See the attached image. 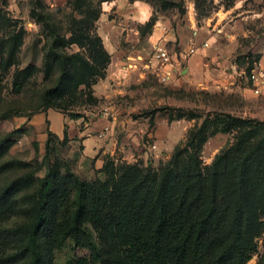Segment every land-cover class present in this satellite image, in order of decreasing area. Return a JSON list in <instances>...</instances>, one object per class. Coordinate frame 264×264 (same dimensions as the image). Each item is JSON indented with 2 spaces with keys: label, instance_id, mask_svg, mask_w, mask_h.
Returning a JSON list of instances; mask_svg holds the SVG:
<instances>
[{
  "label": "rangeland",
  "instance_id": "374dc122",
  "mask_svg": "<svg viewBox=\"0 0 264 264\" xmlns=\"http://www.w3.org/2000/svg\"><path fill=\"white\" fill-rule=\"evenodd\" d=\"M155 1L127 0L145 3L152 10L149 21L138 30L142 44L159 21L168 22V31L176 36L167 49L177 57V72L172 77L166 74L165 80L158 67L148 69L149 58L137 68L117 62L108 49L115 30L106 18L101 19L105 3L101 0H0V139L16 132L1 159L14 165L0 174V189L19 175L43 176L48 122L42 118L49 109L81 119V127L90 128L100 119L111 124L114 152L104 158L103 166L108 160L114 167L150 166L156 172L168 164L177 148L184 147L189 132L208 115L226 113L264 121V85L254 95L247 82L249 68L259 65L264 56V0H199L198 10L195 0H172L166 8L152 6ZM115 17L109 16L112 24L117 23ZM51 45L55 56L48 54ZM184 47H189L187 52L194 48V53L206 47L228 56L240 72L236 86L196 87L191 74L181 73L186 69L179 59L185 55ZM151 51L152 58L155 50ZM60 61L71 72L70 85L63 95L49 97L47 92L61 75ZM178 112L186 116L169 121ZM236 136L232 132L209 138L199 153L201 165L209 167L220 151L236 144ZM60 159L64 174L103 178V166L95 170V159L84 157L80 143L68 142ZM33 190L17 195L12 210L0 219V228L29 221L26 196ZM260 221L264 222V214ZM254 243L256 251L246 264H264V231ZM72 247L73 242L67 241L55 251L54 264H65L74 254Z\"/></svg>",
  "mask_w": 264,
  "mask_h": 264
},
{
  "label": "trees",
  "instance_id": "16d2710c",
  "mask_svg": "<svg viewBox=\"0 0 264 264\" xmlns=\"http://www.w3.org/2000/svg\"><path fill=\"white\" fill-rule=\"evenodd\" d=\"M171 1L152 6L166 8ZM48 54L55 56L53 45ZM60 71L49 97L70 85L65 62ZM185 116L178 112L169 121ZM232 132L236 144L202 166L199 153L207 140ZM15 133L0 139V174L14 165L1 159ZM46 136L43 176L19 175L0 189L1 219L19 193L34 188L26 196L29 221L0 228V264H54L55 251L67 241L74 254L65 264H246L255 253L254 239L264 231V121L208 115L159 172L107 160L103 178L94 180L62 173L65 130L60 138L48 127Z\"/></svg>",
  "mask_w": 264,
  "mask_h": 264
},
{
  "label": "crops",
  "instance_id": "0c3cea01",
  "mask_svg": "<svg viewBox=\"0 0 264 264\" xmlns=\"http://www.w3.org/2000/svg\"><path fill=\"white\" fill-rule=\"evenodd\" d=\"M102 6L103 13L101 19L104 20L106 18L107 22L115 30V36L111 38L109 47H107L117 58L119 64L127 63L137 68L143 65L144 61L149 58L148 62L150 66H148V69L158 67L160 72L166 77L165 79H168L167 75L172 77L173 72H177L176 55L171 56L172 64L164 67L160 66L154 56L151 58V50L156 45H165L169 49L167 43L176 40V36L168 31L170 28L168 22H157L154 27L156 32L152 33L147 43H141L138 30L151 18L152 10L150 6L140 2L131 4L127 0H112L103 3ZM111 14L117 16L115 17L117 20L114 19L117 22L116 24H112L109 21ZM188 48L184 47L182 49L185 55L180 54L179 59L181 62L184 61L183 63L186 67L185 70H181V73L191 74L192 84L205 89H231L234 88L233 86H236L238 81L236 76H240V72L236 71L232 62H228V56L208 51L206 47H199L194 54L189 55V52H187ZM259 66L264 69V56L260 60ZM172 80L170 78V81ZM43 117L42 119L48 122L49 130L57 136L62 138L65 130L69 144L80 143L84 157L92 160L95 159V170H99L103 166L105 157L113 154L114 144L112 143L111 124L104 119L97 120L91 124L90 128H87L86 125L80 126L81 119L72 120L51 109L44 112ZM107 127H110V130L103 133V130ZM98 132L102 133L99 134ZM95 133L99 135H94ZM45 137L46 134L44 135V139Z\"/></svg>",
  "mask_w": 264,
  "mask_h": 264
},
{
  "label": "built area",
  "instance_id": "2783aa9c",
  "mask_svg": "<svg viewBox=\"0 0 264 264\" xmlns=\"http://www.w3.org/2000/svg\"><path fill=\"white\" fill-rule=\"evenodd\" d=\"M154 53V58L159 62L161 67L172 64V57L165 45H156ZM194 53V48L189 49V54ZM163 75V80H165ZM247 82L251 84L252 92L254 95H259L262 91V86L264 85V69L259 65L255 64L250 70V74L247 77Z\"/></svg>",
  "mask_w": 264,
  "mask_h": 264
}]
</instances>
